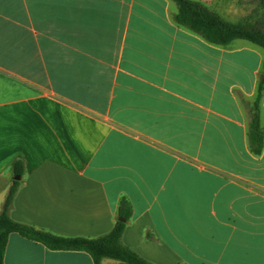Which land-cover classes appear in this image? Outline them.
Returning <instances> with one entry per match:
<instances>
[{"label": "crops", "instance_id": "obj_1", "mask_svg": "<svg viewBox=\"0 0 264 264\" xmlns=\"http://www.w3.org/2000/svg\"><path fill=\"white\" fill-rule=\"evenodd\" d=\"M197 1L264 24L259 0ZM177 12L174 0H0V213L19 181L10 215L38 230L98 238L127 204L123 243L151 263L264 264V147L249 136L264 49L212 44ZM5 264L94 260L12 233Z\"/></svg>", "mask_w": 264, "mask_h": 264}, {"label": "trees", "instance_id": "obj_2", "mask_svg": "<svg viewBox=\"0 0 264 264\" xmlns=\"http://www.w3.org/2000/svg\"><path fill=\"white\" fill-rule=\"evenodd\" d=\"M174 1L178 6L175 22L201 35L208 42L226 46L235 40H246L264 49V24L262 22L230 23L223 20L200 1ZM259 4L264 9V0H259ZM263 93L264 85L262 84L251 110L249 129L251 148L257 155L262 153L264 147V131L260 126V102ZM14 169L17 175L23 176L24 165L22 161H17ZM19 186V181L12 184L3 211L0 213V264H5V251L9 236L12 233L42 243L51 250L88 252L92 256L94 264H102L103 260L107 258L116 260L119 264H154L123 243L126 221L118 220L108 234L94 239L60 237L16 222L12 219L10 211ZM130 214L129 205L123 204L120 210L121 218L127 220Z\"/></svg>", "mask_w": 264, "mask_h": 264}, {"label": "water", "instance_id": "obj_3", "mask_svg": "<svg viewBox=\"0 0 264 264\" xmlns=\"http://www.w3.org/2000/svg\"><path fill=\"white\" fill-rule=\"evenodd\" d=\"M16 179H20V177H17ZM120 221H125L123 218L119 219Z\"/></svg>", "mask_w": 264, "mask_h": 264}, {"label": "rangeland", "instance_id": "obj_4", "mask_svg": "<svg viewBox=\"0 0 264 264\" xmlns=\"http://www.w3.org/2000/svg\"><path fill=\"white\" fill-rule=\"evenodd\" d=\"M263 13H264V12H263ZM248 21H249V22H251L250 20H247V21H243V22H248ZM258 22H259V21H258ZM253 23H254V22H253Z\"/></svg>", "mask_w": 264, "mask_h": 264}]
</instances>
